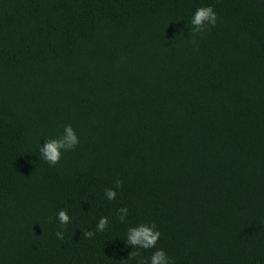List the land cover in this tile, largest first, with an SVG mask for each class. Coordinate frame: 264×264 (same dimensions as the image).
<instances>
[{
  "label": "trees",
  "instance_id": "obj_1",
  "mask_svg": "<svg viewBox=\"0 0 264 264\" xmlns=\"http://www.w3.org/2000/svg\"><path fill=\"white\" fill-rule=\"evenodd\" d=\"M206 6L217 23L193 37ZM69 124L79 144L50 165L39 146ZM142 223L161 233L153 249L126 245ZM158 249L264 264V0H0V264Z\"/></svg>",
  "mask_w": 264,
  "mask_h": 264
},
{
  "label": "clouds",
  "instance_id": "obj_2",
  "mask_svg": "<svg viewBox=\"0 0 264 264\" xmlns=\"http://www.w3.org/2000/svg\"><path fill=\"white\" fill-rule=\"evenodd\" d=\"M217 23V14L213 7H199L193 14L190 24V34L195 37L196 34L203 33L206 26H215ZM192 43L196 40L193 38ZM79 144V138L73 127L69 124L64 127L63 134L58 138L47 139L43 145L39 146L40 157L50 165L59 163L62 152L74 150ZM115 188L105 190V196L108 200H114L117 197V189L123 187V181L117 179L114 181ZM118 220L121 223L126 221L129 209L121 207L118 210ZM58 221L61 225L70 223L68 212L61 209L57 214ZM109 224L107 216L101 217L96 224V230H83L82 238L91 239L96 232H104ZM57 238L64 239V233L57 231ZM161 233L156 229L155 223H142L138 226H131L127 230L126 245H131L136 249H153L155 248ZM132 251L130 257H136L137 251ZM142 264H169V258L163 249H158L153 252L150 261L142 262Z\"/></svg>",
  "mask_w": 264,
  "mask_h": 264
}]
</instances>
